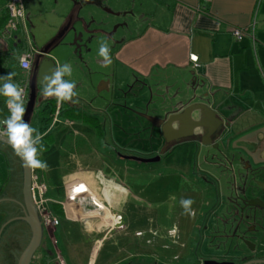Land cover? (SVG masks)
<instances>
[{
  "label": "crops",
  "instance_id": "0c3cea01",
  "mask_svg": "<svg viewBox=\"0 0 264 264\" xmlns=\"http://www.w3.org/2000/svg\"><path fill=\"white\" fill-rule=\"evenodd\" d=\"M138 7L137 12L140 11L138 14L142 16L140 19L142 24L120 43L114 53L108 34L102 31L110 23L108 21L106 24V19L109 16H106L104 12H96V19L93 16L100 24L90 39L89 47L87 45L85 50L94 52L92 54L98 58L97 69H92L93 71L90 72V74L94 72L99 74L97 82L101 80L96 91L97 94L94 93V99L109 95L113 78L128 90L136 89V100L142 99L144 93L147 96L155 97L152 92L155 88H161L165 90L166 94L155 97L157 98L155 108L152 109L149 104L146 112L150 113V116L162 118L164 114L180 106L181 93H184L185 89L191 92V88L196 87V93L201 97V100L207 102L216 114L221 116L224 123L229 122L224 130L226 134L221 140L222 145L230 147L235 137L248 132L250 133L248 138H251L250 143L253 142L257 157L264 160V97H261L262 93L260 95L257 93L262 88L258 78L257 59L260 58L264 61V36H261V33H264L262 32L264 31V0H149V2L140 0ZM76 10L78 11L76 4H71L69 0H25V13L26 18L28 16V21H32L30 20L31 12L43 14L45 30L54 32L46 33L43 42H47L54 36L53 34L58 32L66 23L68 16L71 14L75 16ZM236 27L248 28L253 33L254 29H258L260 41H257L256 36L255 43L249 36H243L237 40L232 33L233 28ZM32 39V46L39 49L34 45ZM8 41L14 42L13 39H8ZM102 42L108 44L111 59L118 62V67L112 69L110 65L103 66V58L99 56ZM56 46L58 44L50 50V55L54 58L55 63L60 58H56L57 56L52 52H61V48ZM191 59H196L197 65ZM24 75L29 77L30 70L27 73L24 72ZM93 79L90 76L89 93L95 91L96 81ZM102 91L105 94L101 93ZM1 98L6 99L4 96ZM110 98L112 100L111 95ZM155 98L151 100H155ZM89 106L93 108V112L88 113H93L92 115L97 117L101 124L100 127L91 129L79 118L69 119V122L71 121L69 125L75 124L79 128L82 127L81 132L78 130L75 133L70 129L67 131L61 128L65 120H68L64 118L58 126L51 129L55 134L60 132L56 135L58 137L54 148L56 154L42 153L38 157L46 161L49 166L47 171L41 170L44 178L46 176L50 181L51 194L46 195L48 207L52 211L54 204L57 203L61 208V213H54L53 209L52 212L58 217L59 223L51 228L42 226L40 244L28 264H42L41 260L47 252L51 254V258L43 264L58 263L56 256L59 254L62 255L65 264H93L104 239L110 233V229L105 233L102 229L114 221L111 218L113 212L116 214L120 211L123 216L122 207L127 200L126 192H117L118 189L115 186L113 187L116 188L115 192L111 193V200H109L104 190L98 187L100 185L99 174L104 180L103 183L108 182L107 185H110V180H106L107 178L104 177L111 173V161L104 160L100 165L105 170L109 168L105 171V175L96 168V170L77 172L75 170H78L79 167L72 166L65 159L77 147L86 142L83 133L89 136L90 143L95 144L93 146H96L100 152L112 149L117 152L119 151L117 149L133 147L136 143H140L133 136L130 145L125 143L128 133L123 134L124 129H120L119 140H116L115 144L113 143L114 146L108 144L107 119L105 116H99L104 110V114L107 113L110 107L104 109L101 104ZM46 111L47 109L39 114L34 113L40 123V128L45 125L43 115ZM131 113L130 115L123 114L121 120L134 121L136 131H149V137L159 135L160 129L153 126L141 113H134V111ZM49 127L47 130L50 129ZM185 139L182 138V141L176 142L175 147L178 149L181 146L192 147L196 144L188 143L184 141ZM161 143L162 141H157V148H154V145L151 146L150 152L157 151ZM203 144L209 147V141H205ZM10 148L11 146L0 141V151L6 154L9 161L15 165V157ZM122 157V159H126L124 156ZM64 168H71L70 172H73L74 177L65 179L66 174L61 173ZM118 176L119 174L114 177L122 182V177ZM74 183L84 185L82 187L80 184L76 189L77 195L71 194V184ZM84 187H87L89 192L81 195L85 192ZM47 188L48 186L46 193ZM9 196L10 194L2 195L5 199H0V213L5 211L7 204L4 202ZM14 199L16 200L14 202L18 204L19 212L0 215V264H18V258L32 235L28 222L20 218L15 219L16 216H23V206L18 203L22 202V192L17 194L15 191ZM91 199L99 203L102 208H95ZM10 217L13 218L7 221ZM16 220L25 222L22 226L21 237L16 222L11 226L8 225L10 221ZM98 222H101L102 229L93 228ZM88 223H91V226ZM95 238L97 241H93ZM255 250L256 253L257 251L260 253L258 257L253 256L251 252L248 255V251L245 250L243 253L247 254V259L237 262V264L255 258L264 259V245H261L260 241H258ZM108 256L102 264H109Z\"/></svg>",
  "mask_w": 264,
  "mask_h": 264
},
{
  "label": "rangeland",
  "instance_id": "374dc122",
  "mask_svg": "<svg viewBox=\"0 0 264 264\" xmlns=\"http://www.w3.org/2000/svg\"><path fill=\"white\" fill-rule=\"evenodd\" d=\"M69 1L71 4H74V0ZM75 1L79 3L76 5L78 11L76 10V18L74 19V23L77 27H79V22H77L79 15L84 17V21H89L92 16H96V12H104L99 7H105L106 11L111 13L108 14V12H104L106 16H109L106 19V24L108 21H110V23L105 26V30L110 38L113 53L120 43L127 36L134 33L142 24L140 21L142 16L138 14L140 11L137 12L140 0H93L96 3H90V1L86 0L84 5L82 4L84 0ZM147 1L149 2V0ZM97 3H99V7H96ZM5 6V0H0V15L4 12ZM131 14L137 17L136 20L138 24L133 23L130 16ZM44 18L45 16L43 14L31 12L30 20L32 21H28V16L25 20L28 35H30V38L34 37L32 41L38 48H42L46 44V42H43L46 33H54L45 30ZM124 22H128V25L132 27L130 31L124 28ZM84 25L87 26L85 22ZM97 27V21L96 23L93 22L90 24V30L94 31ZM15 33L21 39L20 45L27 46V40L22 26ZM254 33L253 43H255V36L257 41H260L259 30L254 29ZM87 34L88 33H85L83 35L82 44L88 45L89 47L90 39H92L93 35L90 33L87 36ZM262 34L264 33H261V36H264ZM73 38L72 32L69 31L62 41L58 43V46H56L61 48V52H52L57 56L56 58H60V60H58L60 65L65 63L71 65L72 74L71 76H65V79L73 81L76 84L75 91L77 90L76 92L78 95L73 99L78 100V103L73 104L86 112H93V108L89 105L96 106L101 104L104 109L110 107L107 113L105 112L104 114V110L102 115L99 116H105L107 119V133L109 135L107 137L108 144L114 146L115 141L119 140L120 129H124L123 134H125V132L128 133L125 143L130 145L132 136L137 142H140L139 144L136 143L133 147L117 149L119 150L117 152L113 149L100 152L96 146H93L95 144L90 143L88 140L89 136L83 133L86 142L77 147L69 157L65 158L69 161V164L74 167H84L83 169H76L75 171L77 172L97 169L102 174H105V171L109 168L105 170L103 167H100V165L104 160L106 162L111 161V173L109 176L104 177L107 178L106 180L109 179L111 183L109 182L110 185H107L108 182L104 184V180L99 174L100 185L98 187L104 190L109 200H111V193L115 192L116 188H113L115 186L118 189L117 192H126L127 194V200L122 207L123 216L120 214V211L116 214L113 212L111 215V218L114 219L115 215L120 214L122 216L120 224H115L113 221L103 228V226H101V221L96 223L93 227L95 229L103 228V233L110 229V233L104 239L101 250L99 249L100 252L97 257H95L93 264H102L106 260L105 258L107 255H109L107 260L109 264H197L201 262L206 255L216 252L214 249H211L216 242V233L210 231L208 225L214 220L216 215L214 209L218 208V205H223V196H227L233 191L232 172L228 168L230 165L226 161H222V163H213L209 157L206 158L209 156L208 153L211 150L205 145L195 147L188 145L181 146L176 149V152L173 153L172 156H163L159 161L155 162H140L133 159H122V156L125 155L149 158L156 153V151L154 153L150 152L151 146L154 145L153 147L157 148V139L155 135L149 137V131H136L134 121H123L121 119L123 114L130 115L133 111L134 113L139 112L144 115H149L150 113L146 112L147 106L150 104V107L154 109L157 102V98L155 97L164 96L166 94L165 90L155 88L152 92L155 97H152V95L147 96V94L144 93L142 99L139 98V100H136V89L128 90L127 87H123L119 84V81L117 82V80L113 78L111 80L113 83L112 89L108 93L109 97L103 96L99 99H94V93L97 94L96 91L98 90L101 80L97 82L99 74L96 72L90 74V72L93 71L92 69H97L98 58L95 54H92L94 52H84V46L80 47L81 57H79V52H77V54L74 53V46L69 44L72 42ZM88 38L90 39L86 40ZM110 66L114 69V67H118L119 64L115 60H112ZM257 70L258 78L262 84L261 91L257 93L259 95L262 93L261 97H264V61L260 58L259 60L257 59ZM90 76L94 78L93 80L96 81V84L94 86L95 91L89 93ZM161 91L162 93H160ZM101 93L105 94L104 91ZM110 95L112 96V100ZM154 98L155 100H151ZM138 101L139 103H136ZM62 120H64V118ZM144 122L146 121L144 120ZM29 124L39 131L40 123L37 121V116L35 114L32 115ZM62 126V129H70V131H75V133L78 130L81 132L80 129H82V127L79 128L78 125L75 124H63ZM232 146L233 143H231V147ZM6 161L9 162L7 155L0 151V183L7 170ZM70 170L71 168H64L61 172L62 174H66L65 179L74 177L73 172H70ZM41 172V170L37 171L39 176L38 182L44 184L45 187L48 186L47 193L45 194V198H47L46 195L51 194L49 190L50 181L48 177L45 176L44 178V174ZM206 173L210 175L206 177ZM117 174L122 177V182H119V180L114 177ZM76 183L71 184L72 195H77L75 191L81 184L78 183V185H76ZM81 186L83 187L84 185L81 184ZM84 189L85 192L81 193V195H85L89 192L87 187H84ZM182 199H191L193 201L191 209L195 212L194 217L185 214L180 203ZM58 223L51 227L57 226ZM90 224L88 223L89 226H91ZM93 241H97V238ZM261 243H264V240H262ZM255 244L257 245V242H255ZM234 247L243 248L244 245L241 242L234 245L233 242L230 241L225 243L221 250L230 256L231 253H233ZM255 255L258 257L260 253L257 251ZM245 256L247 255L234 258L233 262L235 264H237V262H242ZM56 257L62 259L64 262L62 255L59 254Z\"/></svg>",
  "mask_w": 264,
  "mask_h": 264
},
{
  "label": "flooded vegetation",
  "instance_id": "af4514ba",
  "mask_svg": "<svg viewBox=\"0 0 264 264\" xmlns=\"http://www.w3.org/2000/svg\"><path fill=\"white\" fill-rule=\"evenodd\" d=\"M88 1H90V3H96L93 0ZM84 2H86V0H84L82 4H84ZM74 4L77 5L79 3L74 0ZM75 18L76 17L71 14L70 16H68L67 21L63 26L73 23ZM89 34L90 33H88L87 36ZM35 57L36 55L34 54L33 60L35 59ZM32 71L33 64L30 68V76ZM39 92H41L40 89L38 90V93ZM211 127L210 129L209 127L203 129L195 128L191 136L180 137L177 139L170 138L169 140H167L162 135V133L159 132V135L156 136V139H158L157 141H162V143L158 147L156 153L153 155H159V160L163 156H172L177 149L175 147V143L182 141V138H186L184 141L188 143H196L193 147L202 146L204 145L203 143L205 141H209L208 145L211 151L208 153L209 156H207L206 158L209 157L213 163H222V161H226L230 165V167L228 168L232 172L231 176L233 179V191L227 196H223V205H218V208L214 209V211H216V215L214 217V220H212L208 225L209 230L216 233V242L213 248H211L216 252L206 255L202 259V261L198 262L197 264H202L206 260L216 262H233L234 258L241 257L242 255L239 254V251H237L238 247L233 248V253H231L230 256L225 252H222L221 248H223L225 243L231 241L235 245L237 243H240L241 239L244 240L246 238L251 241H257L261 237V227L264 226V172L257 173L254 178L250 175V173L247 174V176L245 174L248 170L250 171L249 168L251 166L255 167L258 165H264V160H260L257 157L256 149L252 145L253 142L250 143V137L241 140L240 138L243 135L237 136L232 140V143H236L233 144L232 147H226L221 143L222 138L225 137L224 135L226 134L224 131L225 128L222 125H219L218 127H216V129H214V124ZM208 133L209 136H207ZM238 139H240V141H237ZM242 148H245L247 150V153ZM10 149L13 152L12 147ZM14 157L16 161L15 165H13L10 161H6L7 170L5 176L3 177V180L1 181L2 184L0 183V199H5V197H2V195L10 194V196L6 198V201L4 202L5 204H7V207H5L6 209L4 212L0 213L1 216L6 214L9 215L10 213L16 214L17 212H19L18 204L14 202L16 201L14 199V192L16 191L17 194H19L20 191L22 192L23 166L20 158L15 155ZM209 175L210 174L206 173V177H208ZM33 207L36 212L35 206ZM24 216L26 215L23 213V216H16L15 219H23ZM12 218H8L7 221ZM15 222L19 226L17 230H19L21 237L23 233L22 226L25 224V222L23 220H16L12 222L10 221L8 225L11 226ZM243 248L244 250H246V252L248 251V255H250V250H248L245 246Z\"/></svg>",
  "mask_w": 264,
  "mask_h": 264
},
{
  "label": "water",
  "instance_id": "95a60500",
  "mask_svg": "<svg viewBox=\"0 0 264 264\" xmlns=\"http://www.w3.org/2000/svg\"><path fill=\"white\" fill-rule=\"evenodd\" d=\"M96 7H99L98 4ZM99 8L102 11L111 14L109 11H106L104 7H99ZM130 16L133 23L138 24L136 20L137 17L134 14H131ZM77 22H79V27L75 25L74 21L71 24L62 26L58 30V32L54 36H52L42 48L37 49L35 53L36 57L34 60H32L33 71L28 81L29 91H28L27 101L25 103L26 113L23 116L24 121L29 123L31 115L34 111L35 103L41 100V97H37V91L39 89L42 91V87H41L42 78L45 75H51V70L56 67L55 60L50 55L51 48L56 44L60 43L62 39L66 36V34L69 31H71L74 38L72 39V42L69 44L70 45L72 44L74 46L73 52L76 54L77 52H79L78 55L79 57H81L80 47L84 46L85 48L87 46L85 44H82L83 35L85 33H91L93 35V33L96 32V29L94 31L89 30L90 24L93 22L96 23V20L93 18V16L89 21H84V17L79 15ZM84 22L87 26L84 25ZM99 24L100 23H98V25ZM123 26L126 30L130 31L131 27L128 25V22L127 23L124 22ZM102 31L106 33V30H102ZM84 52H86L85 49ZM181 99L182 100L180 102L181 103L180 106L177 107V109L172 110L167 114H164L162 118H157L155 116L144 115V114L141 115H143V117H145L148 121H150V123L153 126L158 127L162 135L167 140H169L170 138L177 139L180 137L191 136L195 128L203 129L209 127L210 129V127L214 124L213 128L216 129V127H218L219 125H222L224 128L229 125L228 121L224 123L221 116L216 114L215 110H213L207 102L201 100V97L196 93V87H192L191 92L188 89H185V92L181 93ZM248 135H250V133L244 134L240 139L244 140L248 138ZM207 136H209V133L207 134ZM0 141L9 145L6 138L0 137ZM242 149L247 153V150L245 148ZM124 158L133 159L140 162H155L159 160V155L149 158H141L136 156L125 155ZM21 162L23 166L24 162L22 160ZM249 169L250 171L248 170L245 173L246 176L247 174L250 173V175L254 178L255 175H257V173L264 172V165H258L255 167L251 166ZM18 203H20V206H23V210H24L23 213L26 215L23 217V219L29 223L32 233L27 246L24 248V250L21 252L18 258V264H28L34 251L40 244L42 237V225L33 207L34 204L31 194V170L24 166H23V182H22V202H18ZM262 240H264V226L261 227V237L259 238V240L251 241L246 238L244 240L241 239V243L248 250H250L253 256H255L256 254L255 242L258 243V241H260L261 243ZM262 244L264 243H261V245ZM237 251H239V253L242 256H244L243 254L244 248L238 247ZM243 259L244 260L247 259V256H245V258ZM211 263L235 264L234 262H216L211 260H206L202 264H211ZM257 263L259 264L264 263V259L255 258L252 260H247L241 264H257Z\"/></svg>",
  "mask_w": 264,
  "mask_h": 264
},
{
  "label": "clouds",
  "instance_id": "9594fccd",
  "mask_svg": "<svg viewBox=\"0 0 264 264\" xmlns=\"http://www.w3.org/2000/svg\"><path fill=\"white\" fill-rule=\"evenodd\" d=\"M99 56L103 58V66L107 67L112 63L110 48L106 42L101 43ZM19 60L22 67L30 70V63L26 56H20ZM56 64L57 66L51 70V75H45L42 78L41 95L45 99L54 97L58 105L66 101L78 103V100L73 99L78 95L75 91V82L65 79V76L72 74L71 65L67 63L60 65L59 61ZM14 76L15 73L10 72L0 77V80L4 81L0 84V96L6 98L9 110V115L0 120V125L3 126L0 128V137L6 138L14 155L24 162V167L30 170L47 171L49 169L47 162L38 158L43 151H46L42 143L43 135L23 120L26 113L24 88L14 82ZM180 203L185 214L195 216V212L191 209L193 203L191 199H182Z\"/></svg>",
  "mask_w": 264,
  "mask_h": 264
},
{
  "label": "trees",
  "instance_id": "16d2710c",
  "mask_svg": "<svg viewBox=\"0 0 264 264\" xmlns=\"http://www.w3.org/2000/svg\"><path fill=\"white\" fill-rule=\"evenodd\" d=\"M5 4H7V0H5ZM7 19H8V12L5 6L4 12L0 15V77L6 76L8 73L13 72L15 73V76L13 77L14 82L21 85L22 82L26 80L27 82L29 81V77L27 75H24V72L20 69L19 64H18V58L25 48L23 45H20V41L10 42L8 41V39L2 37V30H3V27ZM3 82L4 81L0 80V84H2ZM27 89L29 91L28 85H27ZM37 94H39L37 95V97H41V100L35 103V107H34V111L32 115L35 112L38 114L42 113L45 109H47L46 113H44L43 115L44 116L43 122L45 125L44 127L40 128L39 131H37L43 135L42 143L46 151H43L42 153L43 154H52V153L56 154V151L54 150L56 146V141L58 140V137H56V135H58L60 132H57L55 134V132L51 129L58 126L60 123H57L52 127H49L51 123V119H52V114L55 110L56 99L54 97L45 99L41 95V92L38 93V91H37ZM8 115H9V110L6 105V99H2L0 96V119L6 118ZM63 118L68 119V121L69 119L79 118L83 121V123H86V125L90 127L91 129L99 128L101 125L99 121L97 120V117L86 112L85 110H82L80 107L74 104H71V103L69 104V102L67 101L61 104L60 119L62 120ZM46 125L50 129L47 130L48 127H45ZM38 170L39 169H35L36 172ZM53 209L52 211L54 213H58V214L61 213V208L57 203L56 205L54 204ZM49 258H51V254L47 252L44 258H42L41 263L43 264ZM57 262L58 263L56 264H59L58 260Z\"/></svg>",
  "mask_w": 264,
  "mask_h": 264
},
{
  "label": "built area",
  "instance_id": "2783aa9c",
  "mask_svg": "<svg viewBox=\"0 0 264 264\" xmlns=\"http://www.w3.org/2000/svg\"><path fill=\"white\" fill-rule=\"evenodd\" d=\"M7 12H8V19L3 27L2 30V37L6 39H13V41L18 42L21 39L16 35L15 32L19 30L22 26V30L25 34V38L27 40V46H25L24 51L20 54V56H26L28 62L30 63V68L32 65L33 55L36 53L37 49L32 46V42L30 35H28L27 25L25 23L26 20V13H25V0H8L6 4ZM22 13V16H21ZM233 35L237 40L241 39L243 36H249L252 41L254 40L253 31L249 30L248 28H233L232 30ZM19 56V57H20ZM192 60V59H191ZM195 65L196 59L192 60ZM18 64L20 69L27 73L29 70L25 69L21 66L20 60L18 58ZM28 82L27 80L21 83V87L24 88V99L25 103L27 101L28 96V89H27ZM61 114V104L58 105L56 102L55 110L52 114V119L50 123V127L54 126L57 123H61L62 120L60 119ZM4 118L0 119L3 120ZM65 124H70L68 120L64 122ZM0 128H3L0 125ZM39 176L35 170H31V194L33 204L36 208L37 215L41 222V225L44 227H51L58 223V217L50 210L47 204V198H45L46 187L44 184L39 183ZM91 203L95 206V208H102L101 205L94 200H90ZM122 216L120 214L115 215L114 223L120 224ZM59 264H64L63 260L58 258Z\"/></svg>",
  "mask_w": 264,
  "mask_h": 264
}]
</instances>
